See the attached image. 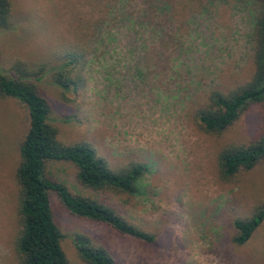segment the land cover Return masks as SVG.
<instances>
[{
    "label": "rangeland",
    "instance_id": "1",
    "mask_svg": "<svg viewBox=\"0 0 264 264\" xmlns=\"http://www.w3.org/2000/svg\"><path fill=\"white\" fill-rule=\"evenodd\" d=\"M9 4L10 27L0 30V72L14 59L37 62L56 49H80L86 62L75 72V91L62 93L46 76L38 83L49 104L47 122L60 142H86L114 169L131 161L145 166L136 192L126 194L80 185L68 161L45 163V176L108 204L154 235L144 243L118 234L69 214L50 193L66 264H87L74 247L76 235L105 248L115 264H264V220L243 244L230 240L232 220L264 203V155L228 181L217 177L215 164L222 146L257 136L260 107L248 106L219 134L199 130L191 114L207 90L230 88L249 76L256 2ZM108 33L115 40L100 43ZM132 47L137 50L130 54ZM25 127L23 106L0 96V264H17L14 172Z\"/></svg>",
    "mask_w": 264,
    "mask_h": 264
},
{
    "label": "trees",
    "instance_id": "2",
    "mask_svg": "<svg viewBox=\"0 0 264 264\" xmlns=\"http://www.w3.org/2000/svg\"><path fill=\"white\" fill-rule=\"evenodd\" d=\"M254 1L256 12L252 23V70L249 76L233 87L207 90L203 102L191 113L199 130L219 134L248 106L260 107L262 128L257 136L247 143L229 144L217 151L216 173L222 181H228L240 169L251 168L264 155V0ZM9 17V0H0V30L10 27ZM124 19L128 20V17ZM105 36L100 43L115 40L113 33ZM136 50V47L129 48L128 53L133 54ZM107 51L105 44L103 52ZM47 57L37 62L14 59L5 73L0 72V96L14 99L26 112V127L18 143V164L14 172L17 230L13 245L17 264H66L60 247L62 234L53 218L50 193L71 215L151 243L154 240L152 233L126 220L108 204L72 193L64 184L44 175L47 161H68L74 165L75 178L80 185L97 191L133 194L145 170V166L136 161L114 169L88 143L64 144L57 139L55 128L47 122L49 104L38 83L46 76L62 93L75 91L78 84L75 72L86 61L80 49L71 47L56 49ZM263 220L264 203L255 205L246 216L234 218L231 242L236 245L246 242ZM73 243L87 264H115L111 253L85 237L76 235Z\"/></svg>",
    "mask_w": 264,
    "mask_h": 264
}]
</instances>
